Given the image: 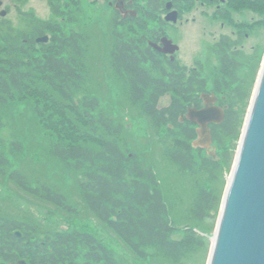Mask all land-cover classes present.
I'll list each match as a JSON object with an SVG mask.
<instances>
[{"label":"trees","instance_id":"1","mask_svg":"<svg viewBox=\"0 0 264 264\" xmlns=\"http://www.w3.org/2000/svg\"><path fill=\"white\" fill-rule=\"evenodd\" d=\"M16 36L13 39L0 32V130L3 115L13 116L15 112L14 101L21 95L33 98L32 92L36 93L38 102L44 104L42 111L34 110L36 118L45 122L48 111L51 114L46 118L56 116L57 124L50 131L57 137L46 136V152L54 161L51 165L64 170L69 179L73 177L85 212L105 225L137 262L184 264L204 250L212 235L207 222L219 212L222 203L223 186L217 182L231 167L235 148L231 144L239 138L237 123H242L239 106L247 99L241 87H232L234 81H239V66L235 68L224 61L220 72L212 75L216 87L224 90V103L229 105L224 123L211 126L221 157L218 162L204 157L202 149H194L196 127L189 121L180 122V117L200 98V92L205 93V80L180 78L183 86H179L174 70L154 61L159 57L146 45L144 36L132 35L131 43L126 45L124 36L120 40L110 35L114 42L108 69L114 84L103 89L105 105L90 88L98 81L91 80L98 71L86 64L88 40L82 44L74 34V40L67 42L58 32L54 42L44 46L43 54L36 55L35 45L25 46L20 41L21 33ZM149 60H153L152 66L147 64ZM196 85L198 93L194 91ZM111 89L120 92L119 110L111 107L112 99L117 100ZM166 92L174 94V105L160 110L159 101ZM124 117L146 121L160 144L170 143L163 153L165 162L158 165L153 154L134 148L135 141L123 125ZM0 145L2 148L1 141ZM1 148L0 179H7L25 196L67 218L85 215L78 204L70 201L62 185L46 178L31 181ZM12 149V156H20L21 143H14ZM162 165L175 169V174L168 171L163 176ZM190 178H197L194 189L190 186L194 190L192 202L191 190L187 189ZM17 232L22 233L21 240ZM176 235L182 239L176 240ZM40 236L43 240L38 241ZM20 261L120 264L113 251L94 234L75 230L50 236L0 213V264Z\"/></svg>","mask_w":264,"mask_h":264},{"label":"rangeland","instance_id":"2","mask_svg":"<svg viewBox=\"0 0 264 264\" xmlns=\"http://www.w3.org/2000/svg\"><path fill=\"white\" fill-rule=\"evenodd\" d=\"M7 4H9V0H6ZM13 2V0H12ZM12 4V3H11ZM10 4L9 7H12ZM15 4V3H14ZM13 4V7H14ZM21 4V7L18 5L19 9L24 12L33 10L35 12L36 17L42 19H48L50 14L49 5L46 4L44 0H33L29 2V4ZM263 1L259 2V6H263ZM259 7V13L264 11V7ZM12 7V8H13ZM53 7V6H52ZM55 7H53L54 9ZM16 8L12 12L9 17L8 22L12 23V26L16 27L14 30L19 32H27L29 29H25V18H21L20 15L16 14ZM261 19L258 27L253 28V30L244 29L243 34L249 35V38H243L239 53L241 55L238 56L239 63L242 66V71L237 72L236 76L239 81H242V86H240V82L238 84L245 93H246V101L240 103V117L242 118V123H237V128H239V138L235 141L234 145L231 144L232 149L234 148V158L231 163V167L224 173L223 178H220L217 184H220L222 187V203L219 208V212L214 214V218L208 220L207 229L212 234L210 237V241L206 244L204 250L199 253H195L194 256L189 257L184 264H208L210 261V255L213 248V238L215 237V231L217 226L219 225L218 221L220 219L222 213V206L224 202V196L227 191V187L229 184V180L231 179L232 173L235 168V163L237 160V153L240 149L241 139L244 134V130L247 124V118L251 111V106L254 101V94L257 89V84L260 79V73L264 67V15L259 16ZM57 23V22H55ZM12 28V27H11ZM13 29V28H12ZM3 30H0L2 32ZM215 32L217 30H211ZM227 34L231 33L232 29L226 30ZM191 33L190 38L185 42L183 49L182 61L185 63V66L191 68L193 67V63L191 59L198 58L199 60L208 58H212L209 62L201 63L204 66V69L200 71L205 77L209 80L210 76L214 73H217L219 69H221L216 60V55L209 51L208 48L205 47L206 44L203 41H207L212 47L213 39L209 37L206 40H203V32L195 31L189 32ZM90 38L88 40V44H86L85 49H88L87 52L89 54L88 60H86L87 67L93 68L95 71H98V74L95 76L92 75L91 80H98L96 83H92L90 88L91 91L96 93V97H98L99 101L104 105L107 102L105 93L103 90L104 87L107 88L114 83L110 81L109 76L111 70L108 69L110 67L109 62V54L111 50V44L114 40L111 38V32H104L102 35ZM133 36H137L134 38H139L140 35L143 34H131ZM13 38V37H12ZM15 38V37H14ZM13 38V39H14ZM22 41V40H20ZM197 41V42H196ZM208 45V44H207ZM40 55V54H39ZM196 56V57H195ZM39 57V56H38ZM204 62V61H203ZM98 76V77H97ZM101 85V90L99 86ZM96 87V88H95ZM112 87V86H110ZM210 88V87H209ZM212 90V88H210ZM112 96L116 101L112 99V108H116L119 110L121 106V101L118 99L121 97L120 92L115 89H111ZM35 97H26L21 95L18 99H16L13 103V107L15 108V112L13 116L5 113L3 115L1 121V130H0V141L2 142L1 150L11 156L12 163L16 166L18 170H24L31 181L33 179L45 181L46 179H50L53 184H59L64 193L68 192V196L70 197V201L75 205L78 204L80 209L85 213V215L80 216L79 219L76 218H67L66 216L60 214L54 208L49 207L47 205L41 204L37 200L27 197L22 194L16 187L8 182L7 179H0V213H3L9 216L12 220H16L22 223L31 224L32 227H36L38 231H41L44 234L55 235L58 233L64 232H72V231H85L90 234H94L96 239L100 241L101 244L105 245L109 250H112L117 260L120 261V264H154L151 262H140L135 260L128 249H126L123 244L119 241L118 238L113 235L105 225H101V223L95 219L92 215H89L85 212L84 207L80 204L79 197L77 195L76 187L74 185L73 177L69 179V175L63 173L57 166L53 167L51 162H54L53 159L46 152V147L48 146V142L46 141L50 136L57 137L55 132L50 130H54L53 127L56 126V116H53L51 119L46 118V116L51 113L44 114V118L46 119L43 122L42 119H38L35 116V109H40L42 111L43 105L38 102V97L36 93L32 92ZM20 98H25V101H22ZM203 100L205 102V107L210 108L211 106L217 107V97L212 94V91L203 96ZM165 105L170 104V102L165 98ZM117 113V112H116ZM8 115V116H7ZM137 116V115H136ZM58 118V117H57ZM240 126H239V125ZM123 125L128 129L131 139H134L135 145L134 148L142 149L147 151L150 154L155 156V162L158 165L162 162H165L163 158L164 151L170 147V143L167 146L160 144L157 141V135L152 132L149 128V125L146 121L139 120L137 118L124 117ZM201 128L197 129V134L199 139L193 144L194 149L203 150V156L210 159H215L218 162H221L220 152L218 150L217 144L214 142H206L208 138L207 135L203 137V133L200 132ZM163 135V134H162ZM156 137V138H155ZM148 139V140H147ZM14 143H21L22 152L19 155L15 154L12 156V145ZM147 145L150 147L148 148ZM230 145V144H229ZM133 150L132 147H130ZM231 149V150H232ZM130 152V150H129ZM56 164V163H55ZM164 167V168H163ZM162 173L163 176L171 171L175 174V169L170 167L169 165H162ZM174 176V175H172ZM46 178V179H45ZM175 178V177H174ZM176 181L175 179H173ZM197 178H190L188 183V188L190 186L194 189V184H196ZM56 182V183H55ZM223 182V183H222ZM190 189V201L194 196V190ZM184 196L189 198V195L184 192ZM69 199V198H68ZM192 202V201H191ZM33 221V222H32ZM35 223V224H34ZM176 240H181L182 236L176 235L174 237ZM38 241L43 240V237L40 236ZM79 264H83L82 261H78Z\"/></svg>","mask_w":264,"mask_h":264},{"label":"flooded vegetation","instance_id":"3","mask_svg":"<svg viewBox=\"0 0 264 264\" xmlns=\"http://www.w3.org/2000/svg\"><path fill=\"white\" fill-rule=\"evenodd\" d=\"M31 1L33 0H13V2L9 0L7 4L6 0H0V30H3L2 33L6 36L13 38L21 33V42L25 46L35 45L36 55L43 54L44 46H50L58 32L67 42L74 40L71 37L76 34L82 44L94 38L96 33L102 35L104 32H111L120 40L124 36L126 45L132 41L131 34L140 33L144 35L146 45L159 57L154 61L164 68L174 70L175 77L179 79V86H183L180 84V78L205 80V94L212 91L218 99L217 106L220 108L226 105L224 90L216 87L213 77L210 76L208 80L200 72L204 69L201 63L209 62L212 58L207 60L193 58L191 68L185 66L182 61L181 54H183L185 42L191 36L189 32L201 31L203 40L207 37L213 39L212 47L207 41L203 43L216 55L220 68L223 66L222 62L224 64V61H229V64L235 68L239 66L238 72H241L242 66L238 61L240 58L238 56L241 55L239 50L243 38H249V35H244L243 31L258 27L261 21L259 16L264 15L263 10L259 13L261 5L258 4L261 0H44L49 5L50 14L48 19H42V17L40 19L36 17L33 10L24 12L18 7V5L21 7L19 3L29 4ZM262 1L261 7H264V0ZM10 4L12 7L14 4V7H9ZM52 6L55 8L53 9ZM15 8L16 14L25 18L24 27L29 28L26 33L14 30L16 27L8 22ZM229 28L232 31L227 34L226 30ZM99 34L95 37L100 36ZM44 38L48 41H39ZM167 45V51L173 54L162 51ZM147 64L152 66L153 60H149ZM217 72H220V69ZM239 82L242 86L240 80L234 81L232 87L236 88ZM194 91L195 93L200 91L197 85ZM169 94L171 98L174 96L171 92H166L164 96L168 97ZM202 94L204 93L200 92V95ZM196 100L189 108L197 111L206 108L201 96ZM173 105L174 102L168 108ZM187 114L180 117L181 123L186 122Z\"/></svg>","mask_w":264,"mask_h":264},{"label":"water","instance_id":"4","mask_svg":"<svg viewBox=\"0 0 264 264\" xmlns=\"http://www.w3.org/2000/svg\"><path fill=\"white\" fill-rule=\"evenodd\" d=\"M260 75L208 264H264V67ZM164 103L160 108L165 107ZM224 117L225 110L215 107L188 115L192 123L200 125V132L210 143L208 127L221 125ZM16 236L21 239L20 233Z\"/></svg>","mask_w":264,"mask_h":264}]
</instances>
